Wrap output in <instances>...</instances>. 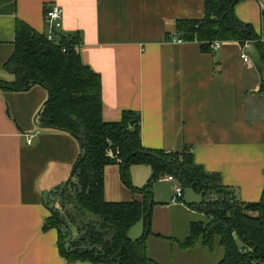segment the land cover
<instances>
[{
    "label": "crops",
    "instance_id": "crops-1",
    "mask_svg": "<svg viewBox=\"0 0 264 264\" xmlns=\"http://www.w3.org/2000/svg\"><path fill=\"white\" fill-rule=\"evenodd\" d=\"M205 1L0 0V81H13L1 65L12 53L16 21L46 34L44 13L57 5L63 14L60 32L79 35L81 62L100 76L103 122H119L124 111L139 114L143 148L189 149L194 162L219 174L240 201L257 202L264 186V64L259 55V60L249 55L254 47L242 62L238 42L207 51L196 42H173L176 21L200 19ZM234 13L264 41V0L241 1ZM46 99L39 86L24 93L0 91V264H68L58 252L57 230L42 227L50 194L69 179L81 150L68 134L37 127ZM26 135H34L30 144ZM130 175L141 188L151 169L132 166ZM156 183L167 184L166 192ZM176 184L152 186L149 258L157 264H217L218 248L180 247L190 224L204 214L189 206L196 202H185L189 188L179 204L170 203ZM103 185L107 202L142 199L122 184L118 165L105 167ZM137 224L129 230L131 238L143 234V223Z\"/></svg>",
    "mask_w": 264,
    "mask_h": 264
},
{
    "label": "trees",
    "instance_id": "trees-1",
    "mask_svg": "<svg viewBox=\"0 0 264 264\" xmlns=\"http://www.w3.org/2000/svg\"><path fill=\"white\" fill-rule=\"evenodd\" d=\"M241 1L206 0L200 19L176 21V34L186 42L198 43L202 51L214 41L252 42L264 64L259 35L235 16L234 8ZM14 34L12 53L1 65L13 81H0V91L44 89L48 99L35 124L40 130L66 133L80 145L69 180L50 194L54 199L48 200L50 215L42 227L43 231L57 230L58 252L68 264H157L147 254L146 239L154 205L152 186L164 175L200 195L201 201L189 206L208 219L190 224L181 248L196 243L208 251L218 247L222 258L217 264H264V186L259 201L244 203L222 185L219 174L197 165L189 149L178 153L143 148L139 114L124 111L119 122H103L101 79L81 62L78 34L58 32L50 42L22 21H16ZM108 165L119 166L122 184L140 194V201L105 200L103 174ZM139 165L148 166L151 176L143 187L136 188L130 168ZM58 202L69 209L66 216L56 208ZM138 222L143 223V234L133 241L128 232ZM69 225L76 230L75 238L65 235V231L70 235Z\"/></svg>",
    "mask_w": 264,
    "mask_h": 264
},
{
    "label": "built area",
    "instance_id": "built-area-1",
    "mask_svg": "<svg viewBox=\"0 0 264 264\" xmlns=\"http://www.w3.org/2000/svg\"><path fill=\"white\" fill-rule=\"evenodd\" d=\"M62 10L57 5L50 6L44 13V23L47 26V32L45 34L46 38L50 42H54L56 40L57 33L61 31L62 28ZM173 42L176 44H183L186 41H184L180 35L175 34L173 37ZM263 44V50H264V41H261ZM222 42L214 41L210 44L211 50H216L219 48L220 44ZM253 48V43L246 41L243 45V52L240 54V59L242 62L247 63L249 61L248 55L246 51ZM34 135H26V142L27 144L31 143V140ZM158 181H168V182H176L173 176L166 175L158 178ZM183 189L181 188L178 183L173 188V195L170 199V203L172 205H176L180 203V200L182 198Z\"/></svg>",
    "mask_w": 264,
    "mask_h": 264
},
{
    "label": "rangeland",
    "instance_id": "rangeland-1",
    "mask_svg": "<svg viewBox=\"0 0 264 264\" xmlns=\"http://www.w3.org/2000/svg\"><path fill=\"white\" fill-rule=\"evenodd\" d=\"M244 45V44H243ZM249 55L251 56V58L252 59H255V60H259V59H257L258 58V54L256 53V51H255V49L253 48L252 50H251V52H249ZM262 93V92H261ZM264 94V93H263ZM70 178V177H69ZM69 180V179H68ZM155 187L158 189V190H161V189H163V191L164 192H166L165 190L167 189V184H165V183H163V184H159V183H156L155 184ZM174 188V187H173ZM173 188H172V190H173ZM171 190V191H172ZM48 193H50V192H48ZM48 193H46V194H48ZM46 194H44L43 195V199H44V202L46 203L47 202V196H46ZM184 195H186V197H185V202H189V203H194V202H196V203H198L199 201H201V196L200 195H198V194H194L192 191H190V189H186V191H185V193H184ZM162 197H164L165 198V193L163 194V195H161ZM54 199V198H53ZM52 198H50V201L51 200H53ZM57 209H58V211L63 215V216H66V214H67V212H66V210L67 211H69V209L68 208H63L61 205H60V202H58V206L56 207ZM194 209V208H193ZM194 210H196V209H194ZM196 211H200V212H202L201 210H196ZM196 221H203V222H205V221H208V219H207V217L206 216H204L203 215V217L201 218L200 216H197L196 217ZM139 226H140V224H137V227H136V229L135 230H137V228H139ZM133 230V229H132ZM69 233H70V235L65 231V235L68 237H71V238H75L76 236H77V234H76V230H75V228L73 227V226H70L69 225ZM129 233V232H128ZM128 237L130 238V239H132L133 241L134 240H136L137 239V237H136V239L135 238H131L129 235H128ZM216 248H218V247H216ZM219 249V248H218Z\"/></svg>",
    "mask_w": 264,
    "mask_h": 264
},
{
    "label": "water",
    "instance_id": "water-1",
    "mask_svg": "<svg viewBox=\"0 0 264 264\" xmlns=\"http://www.w3.org/2000/svg\"><path fill=\"white\" fill-rule=\"evenodd\" d=\"M48 99V98H47Z\"/></svg>",
    "mask_w": 264,
    "mask_h": 264
}]
</instances>
